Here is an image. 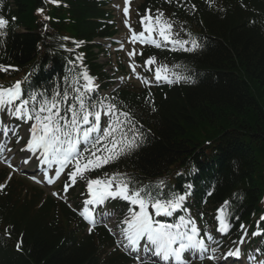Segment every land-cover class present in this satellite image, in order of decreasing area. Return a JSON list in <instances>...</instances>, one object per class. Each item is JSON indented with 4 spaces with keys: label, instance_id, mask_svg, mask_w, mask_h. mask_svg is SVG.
Masks as SVG:
<instances>
[{
    "label": "trees",
    "instance_id": "16d2710c",
    "mask_svg": "<svg viewBox=\"0 0 264 264\" xmlns=\"http://www.w3.org/2000/svg\"><path fill=\"white\" fill-rule=\"evenodd\" d=\"M68 5H50L53 33L30 32L12 34L7 39L4 51L8 58L24 65L42 55L41 46L58 44L62 31H69L77 38L92 40L96 35L110 34L111 26L100 24L97 18L104 17V10L96 0H64ZM19 24L32 29L43 19L37 8L43 0H14ZM242 9L236 0L225 16L202 10L200 25L212 34L207 49L199 55L200 69L204 72L195 87L175 89L169 97L161 100L162 107L157 117V135L145 142L130 158V163L140 174L154 176L178 172L188 167L196 158L193 153L219 141L221 181L219 188L223 198L234 189H243L241 197L242 219L249 221L251 215L263 208L264 189V34L256 24L249 22L248 6ZM53 19V20H52ZM100 26V27H99ZM28 30V29H27ZM92 70L99 74V67L92 61V45L83 49ZM58 63V62H56ZM230 129L227 133L223 131ZM236 129L253 136L258 158L252 160L244 143L232 135ZM219 138V139H218ZM249 149L253 152L252 147ZM175 175V174H174ZM178 177V179H181ZM200 193V191H199ZM198 196V190H196ZM213 201H216L213 197ZM50 216L51 204L43 208ZM7 221L9 218H3ZM37 225L44 224L35 218ZM4 223L0 220V225ZM44 235L39 228H24L25 253L10 257L7 264H85L83 255H76L73 245L65 244L58 251L55 240ZM66 249L65 251H63ZM120 258V257H118ZM118 263V259L113 261ZM113 264V263H112Z\"/></svg>",
    "mask_w": 264,
    "mask_h": 264
},
{
    "label": "snow or ice",
    "instance_id": "6c2138e0",
    "mask_svg": "<svg viewBox=\"0 0 264 264\" xmlns=\"http://www.w3.org/2000/svg\"><path fill=\"white\" fill-rule=\"evenodd\" d=\"M51 2L55 4L58 0ZM130 2L131 0H125L126 6L123 11L126 17L129 14L127 5ZM168 2L171 3V0ZM212 2L214 0H210V3ZM192 7L194 8L195 5ZM38 11L42 13L44 10L41 8ZM141 23L144 25V30L139 33L132 30L130 42L140 41L160 48L161 42L152 38V33L155 32L163 41L171 44L174 51L194 52L201 47L198 39L190 32L188 33L190 39L178 38L179 34L173 31V23L159 10L155 16L151 15L150 9L147 10V14L141 18ZM8 24L9 21L0 16V37L7 35L4 30ZM128 27L131 29V25ZM145 32L149 34L147 37ZM186 45L190 46L185 47ZM134 55H136L134 50L129 53V56ZM139 55L142 56L143 53ZM77 60L81 61L82 66L83 57L77 56ZM155 62V57H149L144 61L147 65ZM130 67L135 74L137 65L132 63ZM10 68L11 65H0V71L3 72H8ZM70 71V78L69 76L64 78L66 86L62 89L54 88L51 92L47 89H32L26 92L22 85L29 80L28 76H25L23 81L18 80L9 86L0 85V134L5 137L9 133L16 135L17 143L25 140V137L19 135L17 128L5 124L4 115L17 121L31 122L26 129L28 138L20 150L28 152L33 158L38 157V164L46 166L47 169L56 166L55 179H59L65 169L70 168L67 173L70 183H65V191L76 183L77 178L87 179L85 173L131 153L147 139L145 133L136 126L138 122L129 111L121 110L108 97L101 98L94 95L98 86L95 85V78L89 75L86 68L79 72ZM136 75L145 85L150 83L143 76ZM171 76L175 78H170L166 65L155 69L156 81L164 80L168 84L180 80L194 82L191 78L176 73H171ZM152 110H156L154 102ZM102 115L107 117L104 120V127H101ZM6 152H11V148L7 143L0 142V155ZM4 162L9 167H14L6 156ZM29 162L25 157L24 163ZM45 177L48 184L55 182L47 172ZM5 187L6 185H0V190ZM164 187V181H159L156 185L137 187L131 179L120 174L112 176L105 174L103 178L87 179L90 198L84 202L85 207L80 215L94 228L97 223L96 216L87 206L99 207L109 199L120 198L130 205L119 226L121 246L135 253L134 258L139 264H145L146 259L149 258L151 264H188L186 253L198 254L200 259L217 260V248L206 243V241L215 243L213 236L208 234L206 238L202 237L201 230L191 216H179L178 223H166L159 219L172 217L178 211H187L184 205L192 186L187 185L183 194L164 193ZM54 195L59 194L54 193ZM228 204L229 202L225 201V206L218 209L219 214L216 217L219 222L218 231L225 234L231 228ZM261 220H264V217H261ZM243 227L241 225V228ZM109 231L111 232L112 229L109 228ZM252 235H264V232H253ZM22 242V240L18 241V250ZM244 242L245 238L242 235L237 243L242 245ZM142 253H147L149 256L144 257ZM240 256L241 248L236 247L224 253L222 258Z\"/></svg>",
    "mask_w": 264,
    "mask_h": 264
},
{
    "label": "rangeland",
    "instance_id": "374dc122",
    "mask_svg": "<svg viewBox=\"0 0 264 264\" xmlns=\"http://www.w3.org/2000/svg\"><path fill=\"white\" fill-rule=\"evenodd\" d=\"M120 19H121V17H120ZM121 24H122V23H120V26H121ZM122 30L124 31V29H123V28H122Z\"/></svg>",
    "mask_w": 264,
    "mask_h": 264
}]
</instances>
